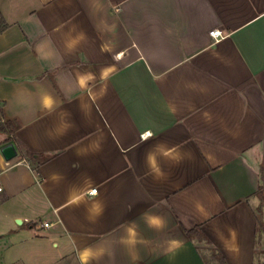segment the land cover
Returning <instances> with one entry per match:
<instances>
[{
    "label": "crops",
    "instance_id": "0c3cea01",
    "mask_svg": "<svg viewBox=\"0 0 264 264\" xmlns=\"http://www.w3.org/2000/svg\"><path fill=\"white\" fill-rule=\"evenodd\" d=\"M0 12V264H264V0Z\"/></svg>",
    "mask_w": 264,
    "mask_h": 264
},
{
    "label": "trees",
    "instance_id": "16d2710c",
    "mask_svg": "<svg viewBox=\"0 0 264 264\" xmlns=\"http://www.w3.org/2000/svg\"><path fill=\"white\" fill-rule=\"evenodd\" d=\"M7 28V24L5 23L2 14L0 12V34L4 32ZM0 133H4L9 135L8 139L5 141V143L15 142V138H13L14 128L12 126V123L10 121H4L2 118V110L0 109ZM28 163L32 170L38 175V169L41 164L45 162L42 158H35L33 155L29 154L27 155ZM262 190V187H259V191ZM3 200V199H2ZM259 232L260 234L264 233V224H259ZM187 234L193 239L194 237H197L198 239H202V234L200 232V229L198 227L192 229L191 231L187 232ZM206 263L211 264H225L224 259L220 254L212 253L210 257L207 259Z\"/></svg>",
    "mask_w": 264,
    "mask_h": 264
},
{
    "label": "water",
    "instance_id": "95a60500",
    "mask_svg": "<svg viewBox=\"0 0 264 264\" xmlns=\"http://www.w3.org/2000/svg\"><path fill=\"white\" fill-rule=\"evenodd\" d=\"M0 153L5 161H11L17 156L16 150L12 144H7L2 147Z\"/></svg>",
    "mask_w": 264,
    "mask_h": 264
},
{
    "label": "built area",
    "instance_id": "2783aa9c",
    "mask_svg": "<svg viewBox=\"0 0 264 264\" xmlns=\"http://www.w3.org/2000/svg\"><path fill=\"white\" fill-rule=\"evenodd\" d=\"M211 35H212L213 37H217V36L220 35V33L217 32V31H213V32H211ZM0 191H1V189H0ZM96 192H97L96 189H92V190H90V191L88 192V194H89V195H96ZM42 227H43V228H48L49 225H48V223H43Z\"/></svg>",
    "mask_w": 264,
    "mask_h": 264
},
{
    "label": "rangeland",
    "instance_id": "374dc122",
    "mask_svg": "<svg viewBox=\"0 0 264 264\" xmlns=\"http://www.w3.org/2000/svg\"><path fill=\"white\" fill-rule=\"evenodd\" d=\"M45 236H46V234L42 233V235H41L40 238H43V237H45ZM37 264H40V263L37 262Z\"/></svg>",
    "mask_w": 264,
    "mask_h": 264
}]
</instances>
